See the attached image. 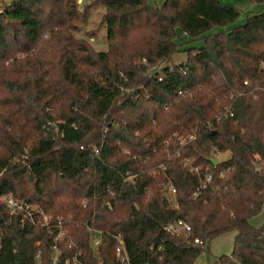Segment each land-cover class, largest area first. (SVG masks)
<instances>
[{"label": "trees", "instance_id": "trees-1", "mask_svg": "<svg viewBox=\"0 0 264 264\" xmlns=\"http://www.w3.org/2000/svg\"><path fill=\"white\" fill-rule=\"evenodd\" d=\"M77 5L0 0V264H38L39 241L40 264L52 258L53 233L11 216L8 196L63 219L72 244L59 242L58 264L76 252L77 264H121L118 234L130 264H193L226 231L234 245L220 264H264V225L249 223L264 208V9L176 64L186 38L239 12L218 0H95L107 40L95 52V33L75 37L92 6ZM178 221L190 230H167Z\"/></svg>", "mask_w": 264, "mask_h": 264}, {"label": "rangeland", "instance_id": "rangeland-1", "mask_svg": "<svg viewBox=\"0 0 264 264\" xmlns=\"http://www.w3.org/2000/svg\"><path fill=\"white\" fill-rule=\"evenodd\" d=\"M14 0H4L6 5L11 4ZM165 0H147L148 4L154 5L157 7H161L162 3ZM221 4L225 6H232L239 12V19L230 24L228 27L219 28L213 27L208 33L202 35V37L197 38L196 40H191L186 38V43L180 48V52L177 53L172 58V63L179 64L186 60V54L184 51L190 48H197L203 45V37L213 36V34L218 33L220 31H229L232 28L241 25L245 21V17L248 15H252L254 13H258L264 9L263 5H258L251 3L248 0H218ZM77 6L80 9L84 8L85 5L90 4L92 6L90 15L86 23L79 25L78 32L75 34L77 39L85 36L86 33H95V36L92 38L93 41H90L93 49L98 52H105L107 50V40L105 38L106 31L105 28L100 26V18L104 12L103 7L100 5H95V0H81V2H77ZM98 31V32H97ZM185 39V38H183ZM248 81V80H247ZM249 83V81H248ZM254 98V97H253ZM54 122L53 126H56V122L58 119L56 115H53ZM228 157V153L216 154L214 159L221 161L225 160ZM250 225L254 227H260L264 225V208L261 212L253 217L249 221ZM48 233V232H47ZM235 232L234 231H226L218 234V236L213 237L208 243L205 245L202 253L198 256V258L193 262V264H220L219 256L221 255H229L232 252V248L234 245ZM92 243V242H91ZM93 245V244H92ZM94 246V245H93ZM42 247V242H41ZM53 252V251H52Z\"/></svg>", "mask_w": 264, "mask_h": 264}, {"label": "built area", "instance_id": "built-area-1", "mask_svg": "<svg viewBox=\"0 0 264 264\" xmlns=\"http://www.w3.org/2000/svg\"><path fill=\"white\" fill-rule=\"evenodd\" d=\"M158 81H161V78H158ZM248 82H244L243 84L247 86ZM186 91L179 92V95L185 94ZM83 148V147H82ZM81 148V150H82ZM211 182V176L208 175L205 179V182L201 183L200 187L197 189V192L200 191L201 188H206V184ZM197 192H195L193 195L197 196ZM170 194L174 195L175 190L170 189ZM4 201L7 205V208H9L10 215H18L21 214L20 222H24L27 220L32 225H38L43 228H45L48 232L53 233V243L51 246L52 249V258L50 260V264H58L60 261V248H59V242L64 240L65 242L72 244L71 239L67 235V230L65 228V223L63 222V219L59 216H48L46 215L39 207L31 206L22 202H16L11 197H5ZM84 204V203H83ZM37 216V218H34ZM167 230H172L175 233H178L180 231L188 232L190 230V226L187 223H183L182 221H178L174 224H171L168 226ZM90 232V238L91 242L94 245L93 247L96 249L101 242V239L97 236L98 231L89 229ZM114 239L117 242L116 247L114 248V254L118 261H120L121 264H130V258L128 254L126 253L125 244H124V237H122L121 234L114 235ZM195 243H201L199 239L194 240ZM38 251L36 253L38 264H40V248H41V241L37 243ZM80 253L76 252L71 257L72 263L77 264L79 262L78 255ZM69 263V260L66 261V264Z\"/></svg>", "mask_w": 264, "mask_h": 264}, {"label": "water", "instance_id": "water-1", "mask_svg": "<svg viewBox=\"0 0 264 264\" xmlns=\"http://www.w3.org/2000/svg\"><path fill=\"white\" fill-rule=\"evenodd\" d=\"M210 162H211L212 164H216V160H214V159H210Z\"/></svg>", "mask_w": 264, "mask_h": 264}, {"label": "crops", "instance_id": "crops-1", "mask_svg": "<svg viewBox=\"0 0 264 264\" xmlns=\"http://www.w3.org/2000/svg\"><path fill=\"white\" fill-rule=\"evenodd\" d=\"M77 2H81V0H77ZM91 41H93V39H91Z\"/></svg>", "mask_w": 264, "mask_h": 264}]
</instances>
